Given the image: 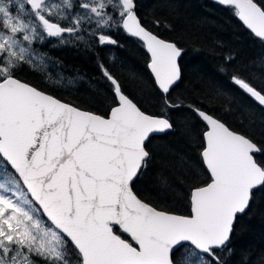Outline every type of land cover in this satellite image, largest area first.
<instances>
[{
    "label": "snow or ice",
    "instance_id": "obj_1",
    "mask_svg": "<svg viewBox=\"0 0 264 264\" xmlns=\"http://www.w3.org/2000/svg\"><path fill=\"white\" fill-rule=\"evenodd\" d=\"M217 2L264 42V0ZM115 31L146 51L158 111L99 57L103 114L18 76L44 63L38 48L49 40L92 51L117 46ZM184 54L145 25L138 0H0V264H264L232 245L264 196V144L223 122L194 85L189 93ZM218 75L230 87L204 98L224 111L245 99L264 111V56L226 55ZM177 132L197 137L207 175L193 179L186 215L145 202L135 187L153 163V139Z\"/></svg>",
    "mask_w": 264,
    "mask_h": 264
},
{
    "label": "trees",
    "instance_id": "obj_2",
    "mask_svg": "<svg viewBox=\"0 0 264 264\" xmlns=\"http://www.w3.org/2000/svg\"><path fill=\"white\" fill-rule=\"evenodd\" d=\"M138 14L152 31L184 49L180 63L184 87L189 93L194 85L204 104L215 109L223 122L248 135L258 145L264 144V111L247 99L243 105L233 104L224 111L219 100L206 99L203 95L217 85L230 87L227 77L221 79L218 75L226 55H237L242 60L264 56V42L243 26L233 10L213 0H138ZM155 20L160 21L159 27L155 26ZM113 38L118 41L117 46L93 47L92 51L83 43L60 45L49 41L38 48L59 63L60 71L81 74L84 78L79 84L60 79L57 72L47 76L38 67L25 66L18 76L63 100L103 114L110 101L105 99L106 84L101 87L105 82L98 68L99 57L129 93L143 99L150 111H158L151 107L156 100L151 91L146 51L138 40L122 31H115ZM152 148L153 163L136 184V191L158 208L188 213L186 196L193 179L199 183L207 178L199 158L197 137L181 136L179 132L158 136L153 139ZM232 245L237 254L249 252L254 260L264 255V196H258L241 218Z\"/></svg>",
    "mask_w": 264,
    "mask_h": 264
},
{
    "label": "rangeland",
    "instance_id": "obj_3",
    "mask_svg": "<svg viewBox=\"0 0 264 264\" xmlns=\"http://www.w3.org/2000/svg\"><path fill=\"white\" fill-rule=\"evenodd\" d=\"M66 39H67V37H66ZM49 42H52L54 44H59L56 39L49 40ZM38 52L44 58V63L40 64L38 68L44 70L46 72L47 76L48 75L51 76L57 72L60 79H66V81H68V83H70L69 81H71L70 84H79L81 82V80L84 78L81 74H78V73H73V72L65 73V71H63L62 69L60 71V69H58V67H57V65L59 64L58 62H56L46 52L41 51L39 49H38ZM3 179H4V177L0 176V181H2Z\"/></svg>",
    "mask_w": 264,
    "mask_h": 264
},
{
    "label": "water",
    "instance_id": "obj_4",
    "mask_svg": "<svg viewBox=\"0 0 264 264\" xmlns=\"http://www.w3.org/2000/svg\"><path fill=\"white\" fill-rule=\"evenodd\" d=\"M213 1H215V2H217V0H213ZM218 3V2H217ZM163 38V37H162ZM164 39H166V38H164ZM166 40H169V39H166ZM170 41H173V40H170ZM175 42V41H174ZM179 46V45H178ZM180 47V46H179ZM182 48V47H181ZM147 63H148V61H147ZM149 70V69H148ZM150 71V70H149ZM21 79V78H20ZM21 80H23V81H25V82H28V81H26V80H24V79H21ZM28 83H30V82H28ZM30 84H32V83H30ZM33 86H35L34 84H32ZM38 89H41V88H39L38 86H36ZM41 90H44V89H41ZM45 92H48V91H46V90H44ZM50 93V92H49ZM50 94H52V93H50ZM54 95V94H53ZM56 96V95H55ZM59 98V97H58ZM66 101V100H65ZM66 102H68V101H66ZM75 105V104H74ZM77 106V105H76ZM82 108V107H81ZM82 109H84V110H88V111H92V110H89V109H85V108H82ZM93 112H95V111H93ZM98 113V112H97ZM98 114H101V113H98ZM234 130V129H233ZM237 131V130H236ZM240 132V131H239ZM242 133V132H241ZM243 134V133H242ZM255 142V141H254ZM143 199V198H142ZM144 201L145 202H148V201H146L145 199H144ZM148 203H150V202H148ZM150 204H152V203H150ZM153 205V204H152ZM153 206H155V205H153ZM159 209H161V210H166V211H171V210H167V209H162V208H159ZM173 212H175V211H173ZM175 213H177V214H184V213H179V212H175ZM186 214H188V213H186ZM185 214V215H186Z\"/></svg>",
    "mask_w": 264,
    "mask_h": 264
}]
</instances>
